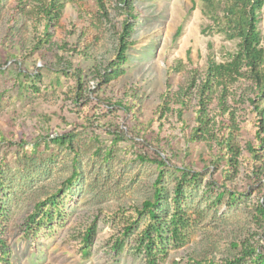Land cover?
<instances>
[{
    "label": "rangeland",
    "instance_id": "1",
    "mask_svg": "<svg viewBox=\"0 0 264 264\" xmlns=\"http://www.w3.org/2000/svg\"><path fill=\"white\" fill-rule=\"evenodd\" d=\"M105 2L106 14L97 10L95 0L65 3L59 26L51 28V41L74 29L67 38L68 49L61 52L52 42L36 44L44 24L39 4L0 0L1 228L9 243L10 264H145L137 237L146 218H138L134 208L152 197L161 168L139 155H159L168 164L162 168V212L172 210L178 168L188 167L196 175L184 186L189 215L185 240L169 241L160 264L218 261L235 254L234 244L257 231L256 184L248 178L245 147L252 139V114L247 105L229 101L240 126L242 155L237 174L226 180L227 190L218 199L224 188L217 182L220 172L213 168L211 149L205 142L189 141L187 128L180 129L181 122L172 114L159 117L158 108L167 82L170 95L177 92L186 86L191 69L201 74L209 59L226 61L237 39L204 13L205 0H135L136 17L130 20L133 45L122 65L125 73L101 84L94 69L102 70L114 56L116 30L124 19L118 0ZM258 27L264 35V8ZM78 84L88 92L87 98ZM131 90L133 98L128 95ZM187 102L183 119L192 125L196 97L189 95ZM66 133L72 134L73 150L50 141ZM60 188L57 214L39 227H28L35 203ZM234 191L236 202L230 200ZM133 221L136 224L123 235L124 224ZM93 225L89 254L84 256L82 237ZM116 239H121L118 245Z\"/></svg>",
    "mask_w": 264,
    "mask_h": 264
},
{
    "label": "trees",
    "instance_id": "2",
    "mask_svg": "<svg viewBox=\"0 0 264 264\" xmlns=\"http://www.w3.org/2000/svg\"><path fill=\"white\" fill-rule=\"evenodd\" d=\"M25 1V0H23ZM39 4L44 21L43 27L36 35V44H52L61 52L68 48L67 38L71 36L74 29L69 28L62 39L51 41L54 29L60 24V17L66 2L71 0H27ZM135 0H118L124 19L120 29L116 30L117 45L114 56L100 69L95 68L93 76L101 84H109L122 77L125 71L122 65L127 60V51L133 45L130 39L133 22L136 17ZM206 11L214 24L230 37L237 39V48L230 54L226 61L217 62L209 59L204 71L200 74L196 69L188 71L187 84L170 95V84L166 83L165 91L162 93V102L159 105V117L172 114L177 122H181L180 129L187 128L186 136L189 141L205 142L211 149V159L214 170L220 172L217 180L224 188L218 194L220 199L227 190L226 180H232L239 169V158L242 155L237 141L240 130L236 121L234 109L229 101L241 103L248 107L252 114L249 123L252 128V139L245 144L248 152L249 165L247 169L248 178L255 182L257 200L253 204V217L257 225L255 236L250 239L234 244L238 251L228 257H222L218 261L213 258L205 260H193V264H264V35H261L258 24L264 8V0H205ZM105 0H95L97 10L106 14ZM138 19V18H137ZM37 30L36 26L34 28ZM79 75V71L78 74ZM39 77V75H37ZM81 89L83 98L88 97V92ZM127 94V91H125ZM134 91L128 92L129 97H134ZM189 95L196 97V108L194 109L193 124L187 125L183 119L187 110V98ZM79 95L76 94V97ZM134 99H132L133 101ZM213 100L216 101L212 108L208 107ZM108 107H113L107 102ZM174 104V105H173ZM177 106V107H174ZM86 120V119H85ZM50 141L57 146L73 150L71 141L72 134L51 138ZM142 161L154 162L159 168L153 183L152 197L143 200L140 207H135L138 218H146L138 238L137 250L143 253L145 264H160L167 255L166 244L171 241L182 244L186 237L189 226V215L184 208V186L191 173L188 167L178 168L180 175L176 177L173 188L172 210L170 213L162 212V202L166 199V192L162 185V169L166 165L165 160L157 155V158L139 155ZM75 172V170H74ZM64 183L69 184L71 178ZM0 173V189L3 180ZM62 192L60 188L56 193L35 203L32 212L27 216V225L41 226L44 221L52 220L53 215L59 210L58 195ZM235 192V191H234ZM230 193V200H238L237 192ZM4 214L3 201L0 200V264H10L9 243L1 228V218ZM136 224V221L125 223L123 235H126ZM95 225L88 227L82 237L81 249L84 256L89 254V249L95 233ZM121 239H116L118 245ZM49 264V263H46Z\"/></svg>",
    "mask_w": 264,
    "mask_h": 264
}]
</instances>
